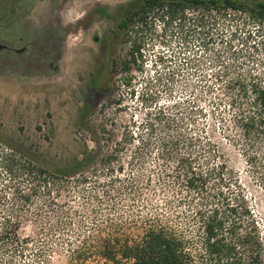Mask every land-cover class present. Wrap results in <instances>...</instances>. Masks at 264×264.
<instances>
[{
  "label": "rangeland",
  "instance_id": "1",
  "mask_svg": "<svg viewBox=\"0 0 264 264\" xmlns=\"http://www.w3.org/2000/svg\"><path fill=\"white\" fill-rule=\"evenodd\" d=\"M134 1L19 0L8 7L12 13L4 14L0 27V154L18 161L29 155L34 164L52 171L86 150L113 151L126 162L142 140V150L150 153L143 162L125 166L120 173L124 178L139 172L155 175L161 166L156 154L160 138L194 135L204 141L206 136L222 152L231 177H237V183L229 181L230 187L240 184L247 193L264 241V186L246 162L244 147L235 140L238 133L230 122L232 112L225 107L224 93V82L232 73L249 68L264 72V23L240 12L203 18L189 13L185 23L169 25L153 15L141 34L145 44L141 69L131 63L130 73H122L119 61L128 46L117 43L110 63L103 61L106 70L102 74L101 66L99 87L93 89L98 58L101 52L104 56L102 39L111 23L102 17V6L112 10ZM46 29L50 32L41 35ZM62 31L66 32V54L55 68L52 48ZM94 34L101 40L95 42ZM82 107L85 111L80 113ZM160 107L168 116L159 112ZM107 178L99 168L86 186L71 183L63 189L69 209L82 218L86 232L97 234L108 226L130 230L140 214L164 208L162 191H151L145 206L137 196L116 193L122 182L108 185L106 194ZM16 183L27 190L25 179L10 180L0 170V195H6L2 201L10 200ZM90 189L102 190L98 217L84 209L89 207L85 202ZM39 228L28 216L19 233L44 238ZM78 228L73 225L67 235L73 239ZM57 236L48 252L50 260L67 264L68 252L57 243L62 238Z\"/></svg>",
  "mask_w": 264,
  "mask_h": 264
},
{
  "label": "trees",
  "instance_id": "2",
  "mask_svg": "<svg viewBox=\"0 0 264 264\" xmlns=\"http://www.w3.org/2000/svg\"><path fill=\"white\" fill-rule=\"evenodd\" d=\"M18 1L0 0V27L4 14H11L9 8ZM229 12L245 13L257 23H264V0H135L112 10L103 5L102 17L111 23L102 39V74L106 70L103 61L110 63L117 43L128 46L119 61L122 73H130L131 63L141 69L145 61L141 34L147 29L148 17L155 15L169 25L185 23L189 13L203 18ZM48 32L46 29L41 35ZM216 73L219 79L221 75ZM130 81V77L125 78L127 85ZM224 86L225 107L232 112L230 122L238 133L235 140L244 147L246 162L264 186V72L249 68L232 73ZM176 106L174 103L172 107ZM84 111L82 107L80 113ZM159 112L168 116L164 108L160 107ZM222 120L220 116L219 122ZM204 137V141L194 135L160 138L156 154L161 166L155 175L139 172L124 178L120 173L125 166L143 162L149 152L148 147L142 150V140L126 162L113 151L100 154L86 150L52 171L34 164L29 155L18 161L15 156L0 154V170L10 180L17 177L28 183L27 190L16 183L10 202L2 201L6 195H0V264H54L48 252L57 235L62 237L57 243L68 252L67 264H264V241L253 204L240 184L230 187L229 181L237 183V177H231L222 152L215 149V141ZM99 168L108 177L103 190L106 194L108 185L122 182L116 193L137 196L145 206L151 191H162L164 208L140 214L130 230L108 226L94 234L98 232L95 221L92 226L96 232H86L81 227L82 218L69 209L67 194L62 193L71 183L86 186ZM88 193L85 203L89 207L84 209L98 217L102 190L90 189ZM28 216L39 224L44 238L19 233ZM75 224L80 228L72 239L67 232Z\"/></svg>",
  "mask_w": 264,
  "mask_h": 264
},
{
  "label": "flooded vegetation",
  "instance_id": "3",
  "mask_svg": "<svg viewBox=\"0 0 264 264\" xmlns=\"http://www.w3.org/2000/svg\"><path fill=\"white\" fill-rule=\"evenodd\" d=\"M92 39L95 42L100 41V37L97 36L96 34L92 35ZM56 40V42H55ZM54 40V44H53V53L55 55V60L57 61V64L55 66V68H57L61 62V60L63 59L64 55L66 54V32L62 31L61 33H58L56 35V38ZM98 67H97V77H95V86H93V89H96L97 87H99V79H100V72H101V66H102V52L99 55L98 58ZM59 63V64H58Z\"/></svg>",
  "mask_w": 264,
  "mask_h": 264
}]
</instances>
